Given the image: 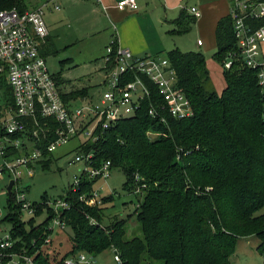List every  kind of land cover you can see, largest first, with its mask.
Returning a JSON list of instances; mask_svg holds the SVG:
<instances>
[{
    "label": "trees",
    "instance_id": "trees-1",
    "mask_svg": "<svg viewBox=\"0 0 264 264\" xmlns=\"http://www.w3.org/2000/svg\"><path fill=\"white\" fill-rule=\"evenodd\" d=\"M29 1L0 0V10H25ZM195 21L183 7L172 21V32H187ZM231 23L228 15L215 27L212 57L220 63L237 48ZM49 50L57 53L52 45ZM164 55L176 68L178 86L189 99L192 116H167L166 123H159L148 115L150 100L146 99L135 116L118 121L96 142L77 147L93 153V166L109 160L111 169L119 167L127 192L145 184L140 191L143 198L134 208L136 226L130 236L139 231L140 235L126 237L130 218L103 223L104 205L113 200L112 195L102 197L98 206L79 201L80 193L91 191L99 179L81 174L79 189L61 196L70 204L61 210V218L72 234L57 255L50 251L54 240L45 243L52 217L47 199L32 203L34 216L47 215L35 223L34 216L22 219L20 203L11 192L2 220L10 224L11 236L19 239L16 250L24 249L35 264H63L69 254L86 251L96 256L107 248L117 250L121 264H233L238 238L248 235L259 238L256 249L264 252V212L256 214L264 207V86L258 83L257 69L236 63L224 68L226 85L219 95L211 86L201 51L174 47ZM0 84L5 89L4 104H12L11 90L1 76ZM81 93L71 89L63 97ZM148 130L159 135L151 140ZM5 134L0 127V137ZM53 137L51 133L40 141L46 157L50 153L46 145ZM42 165L48 167V163Z\"/></svg>",
    "mask_w": 264,
    "mask_h": 264
},
{
    "label": "built area",
    "instance_id": "built-area-1",
    "mask_svg": "<svg viewBox=\"0 0 264 264\" xmlns=\"http://www.w3.org/2000/svg\"><path fill=\"white\" fill-rule=\"evenodd\" d=\"M47 1L52 0L25 10L16 7L0 10V75L4 76L11 90L12 100L10 105L4 102L0 105V127L6 133L0 137V179L5 175L7 180H14L11 192L16 203H20L22 215L26 213L29 217L34 216V208L27 201L25 189L19 187V179L25 170L31 175L33 163L46 157L39 145L49 134L54 135L46 145L50 153L55 146L73 137H84L78 147L87 141L96 142L118 121L135 116L146 99L150 100L148 115L159 123H166L167 116L182 119L193 114L189 99L178 86L176 68L164 54L138 55L128 47L116 45L115 39H111L105 48L99 94L95 97L89 93L63 97L69 95L70 90H62L40 51L49 35L43 15ZM119 7L136 10L138 5L136 0H122ZM54 8L59 9V6ZM188 13L200 16L195 6H190ZM229 15L237 48L224 57L222 65L225 69L235 63L257 69L258 83L264 86V24H257L264 20V0H231ZM197 44L200 45L201 41L198 40ZM152 132L159 135L153 130H148L147 134ZM15 134L19 136L12 137ZM11 150H16V154H9ZM92 156V152L82 150L76 153L73 162H84L85 166L66 191L79 189L81 174L89 179L109 177L111 162L105 160L93 166ZM134 177L136 181L140 180L137 174ZM142 187L145 184L133 191L142 193ZM79 201L98 206L102 197L99 198L93 190L83 191ZM45 205L52 211L47 226L51 233L45 239V243H49L56 229L67 228L61 210H66L70 204L60 197L45 201ZM18 241L10 231H2L0 264H35L24 249L16 250ZM112 249L113 258L121 263L117 250ZM261 255L264 260V252ZM64 259L63 264H97L95 256L86 251L69 254Z\"/></svg>",
    "mask_w": 264,
    "mask_h": 264
},
{
    "label": "rangeland",
    "instance_id": "rangeland-1",
    "mask_svg": "<svg viewBox=\"0 0 264 264\" xmlns=\"http://www.w3.org/2000/svg\"><path fill=\"white\" fill-rule=\"evenodd\" d=\"M41 1V0H36ZM35 0H30L29 7H37L39 4ZM189 5L192 1L185 0ZM85 14V18H80L78 21L71 20L67 27H63L61 32L70 33L72 30H76L80 24L85 22L92 23L94 26L103 25V17L100 13H93L89 9ZM84 19V20H82ZM62 23L60 24V26ZM171 27H173L171 25ZM109 30V29H105ZM198 36L194 34L191 30L189 33L174 36V38H168V41H177L181 45L182 51H190V45L196 40ZM183 41V42H182ZM110 42L105 41V33L98 32L90 38H86L78 42L77 44L69 46V50L61 49L55 55L47 56V66L49 67L51 73L55 76L56 74H63L65 78L70 79V84H67L66 89L71 86L74 90H79V88H88L90 96H96L101 91L98 88V79L102 68V55H106V47ZM63 45V44H62ZM203 48V47H201ZM92 50L95 57L91 58L88 51ZM212 52L201 51L204 54L205 60L207 62L208 78H210L211 86L216 94L221 95L223 88L226 85L225 77L223 75L224 67L222 63L216 61L211 57V54L215 52V49H211ZM210 51V50H209ZM73 57L72 61L65 60L66 54ZM165 54V53H163ZM4 78L3 75H0ZM71 85V86H70ZM5 92L4 85L0 84V105L4 102L3 93ZM147 136L152 140L157 134L152 132L147 134ZM84 139L83 136L73 137L68 139L62 144L55 146L53 151L47 157L39 159L34 162L31 175L27 174L25 170L21 178L19 179V187L25 189L24 193L27 201L34 203L39 202L42 198L47 200L60 198L66 191L68 185L73 183L76 177L80 174L81 170L84 168V162H73L76 153L78 152L77 147L80 142ZM48 163V167H44L42 163ZM6 176H2L0 179V234L2 231L6 232L10 230V224L7 221L2 220L3 216L6 214L7 210V191L6 186L8 184ZM126 181L124 173L119 167H113L110 171V175L107 179H98V181L93 185L92 190L98 194V197H106L109 195L113 196L111 202H107L104 205V219L103 223L106 224L108 221L117 218H130L127 222V234L126 237L130 238L133 235H140V231L134 233L130 236L134 227L136 226L134 221V208L140 200H142L144 192L136 193L134 191L127 192L124 190L123 184ZM46 200V201H47ZM264 212V207L260 208L256 214ZM46 217L43 213L38 216H34L35 223L40 222ZM23 220L29 219V215L24 213L22 215ZM72 234L70 227L65 230L59 231L55 230L51 235L53 244L50 247L55 254H61L64 251V243L67 242L68 236ZM260 243V240L255 235H248L244 237H239L236 243V248L231 256V261L233 264H261L263 261L262 255L258 253L256 247ZM114 250L112 248H107L96 255L97 264H121L115 261L113 258Z\"/></svg>",
    "mask_w": 264,
    "mask_h": 264
},
{
    "label": "crops",
    "instance_id": "crops-1",
    "mask_svg": "<svg viewBox=\"0 0 264 264\" xmlns=\"http://www.w3.org/2000/svg\"><path fill=\"white\" fill-rule=\"evenodd\" d=\"M45 1L46 0L36 1V3L42 5ZM121 1L122 0L47 1L44 6L43 15L46 20L49 35L40 47V51L45 57V60L47 61L48 55H55L61 49L68 51L69 46L77 44L102 31L105 33L106 42L109 41V39L110 41L111 39H115L116 45L122 48L128 47L134 53L142 55L163 54L166 51L174 49V47L180 49L181 45L177 41L174 40L170 42L168 38L171 39L174 38V36L189 33L191 30L198 37L190 45V50L212 52V48L216 50L215 27L221 18L229 15V6L231 4V0H191L192 2L189 5L185 0H136L138 8L136 10H130L126 7L120 8L119 2ZM54 6H59V9L54 8ZM190 6H195L200 16L196 17V21L191 24L189 31L181 33L172 32L174 28L171 27L173 19L179 15L183 7L186 8L188 13ZM86 9H89L91 12L93 11V13H100L103 17V25L101 27L105 25V28L94 26V22H85L80 24L76 30L74 29L70 33L63 34L61 29L70 26L69 23L71 20L78 21L80 18H85V14L88 13ZM61 23L62 25L60 26ZM198 40L201 41L200 45L197 44ZM49 45H52V48L57 50V53L51 52V48L49 50ZM66 53L67 52H65V54ZM88 53L91 58L95 57V55H92V50H89ZM212 55L213 54H211V57ZM104 56L105 54L101 57L102 65ZM72 59V56L66 54L65 60L72 61ZM56 78L62 83L60 84L62 90L73 89L71 85L69 89H66L67 84L71 83L70 79L65 78L60 72L56 74ZM101 80L102 72L99 75L98 81L101 82ZM88 88L82 87L79 88V90L84 91V93H89Z\"/></svg>",
    "mask_w": 264,
    "mask_h": 264
},
{
    "label": "water",
    "instance_id": "water-1",
    "mask_svg": "<svg viewBox=\"0 0 264 264\" xmlns=\"http://www.w3.org/2000/svg\"><path fill=\"white\" fill-rule=\"evenodd\" d=\"M14 185V180L10 179L8 185L6 186V191L8 194L11 193L12 186Z\"/></svg>",
    "mask_w": 264,
    "mask_h": 264
}]
</instances>
